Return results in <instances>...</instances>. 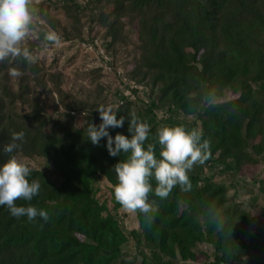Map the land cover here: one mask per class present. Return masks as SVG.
<instances>
[{"label": "trees", "instance_id": "obj_1", "mask_svg": "<svg viewBox=\"0 0 264 264\" xmlns=\"http://www.w3.org/2000/svg\"><path fill=\"white\" fill-rule=\"evenodd\" d=\"M63 1L64 14L78 26L79 5ZM93 1L113 7L98 19L91 11L86 29L110 59L111 73L100 67L90 72L102 79L97 98L77 100L63 90L60 74L42 69L35 48L53 45L44 46L45 28L35 41L19 46L30 51L34 62L19 54L0 59V164L12 155L44 161L45 171L30 167L28 177L39 182L38 195L15 203L48 215L47 221L39 216L28 221L0 206V264H194L205 241L214 249L209 264H237L243 256L251 264H264V225H255L264 211L255 208L253 215L230 203L225 187L212 178L219 168L234 175L245 165H264V0ZM33 8L46 18L43 6ZM126 17L138 25L139 56L129 74L115 56L117 46L128 41L120 23ZM96 26L104 31L94 35ZM70 34L67 40L78 36ZM10 69L19 75L11 76ZM122 81L133 86L128 96L119 88ZM101 106L111 107L117 119L124 117L122 127L107 129L113 138L129 137L130 117L148 124L144 147L152 144L157 157L156 130L162 126L198 130L209 145L204 162L187 172L190 190L173 187L166 199L149 192L147 202L155 211H135L138 229L128 236L95 195L101 177L113 188L112 168L129 155L110 156L107 138L98 145L88 140V126L101 122L96 111ZM162 106L170 121L158 120ZM179 113H190L193 120L179 123ZM21 131L19 147L4 152L12 132ZM149 183L154 189L157 182L149 178ZM258 192L264 197V177ZM130 241L133 257L124 251Z\"/></svg>", "mask_w": 264, "mask_h": 264}, {"label": "clouds", "instance_id": "obj_2", "mask_svg": "<svg viewBox=\"0 0 264 264\" xmlns=\"http://www.w3.org/2000/svg\"><path fill=\"white\" fill-rule=\"evenodd\" d=\"M34 18L33 0H0V59L9 55H22L28 62L34 57L27 48L21 49L20 43L32 31ZM44 46L58 45L60 37L54 31L43 35ZM11 76H18L14 69ZM99 114V125L90 124L87 128L88 140L98 145L102 138H107L105 145L112 157L120 153L129 154L127 159L113 166L117 183L113 186V196L123 209L129 212L139 210L147 214L155 209L147 202L148 193L166 199L173 187L189 191L191 184L187 172L196 163H203L207 158L208 141L202 140L198 130H186L183 126H162L156 130V141L159 145V157L154 153V146L149 144L145 150L144 142L148 137L149 126L134 116L129 118V137L116 134L113 138L107 129L120 128L124 117L117 119V113L111 107L101 106L96 109ZM24 132H12L11 140L4 147V152L13 153L19 147L16 141H22ZM31 169L15 155L0 164V206L6 207L13 217H27L28 221L39 216L48 220L47 213L31 204L18 206L15 201L22 199L29 202L38 195L40 184L37 180H28ZM153 178L157 183L153 189L149 183Z\"/></svg>", "mask_w": 264, "mask_h": 264}, {"label": "rangeland", "instance_id": "obj_3", "mask_svg": "<svg viewBox=\"0 0 264 264\" xmlns=\"http://www.w3.org/2000/svg\"><path fill=\"white\" fill-rule=\"evenodd\" d=\"M76 2L80 7V15L74 16L80 19L78 26L74 25L72 18L64 14L63 8L66 4L63 0H33L35 6L44 7L41 11L42 15L46 18L42 19L39 15V9H34V18L31 25L32 31L19 46L35 41L43 28L47 31L56 32L61 42L58 45L53 44L45 49L35 48L37 60L41 63V67L46 73H57L62 76V88L65 92L70 93L79 101H86L87 99L98 97V85L102 84V79L100 80V78L98 79V77L90 75V72L98 69L100 64L95 53L84 51L80 47L81 45L76 44V42L79 41L78 36H81L82 32H86L85 29H90L88 19L91 11L94 14V18L98 19L101 13L110 12L113 7L110 5H98L93 0H76ZM120 23L123 25L122 32L128 37V41L117 46L115 55L116 64L129 74L134 69L135 62L139 56L135 48L138 25L134 19L128 17L121 18ZM74 29L78 30L74 31ZM101 31H104V29L96 26L92 33L97 35ZM72 32L77 33L78 36H74V40H67L65 36H73L70 34ZM107 81V79L103 80L104 83ZM107 102L112 103L113 99L109 98ZM156 115L158 120H171L165 106L156 111ZM177 120L179 123H190L193 120V115L190 113L186 115L179 113ZM77 121L78 119L74 123L77 124ZM215 157L217 156L215 155ZM17 159L31 168L45 171V163L41 159L28 160L21 156H18ZM199 164H194L189 171H196ZM204 172L206 174L209 173L207 170H204ZM220 172H223L221 168L215 170L212 178L214 182L225 187V197L230 203L239 204L244 211H249L253 215L257 213L255 208H261L264 211V197L258 192V181L264 177V165L262 163L259 165H245L234 175L226 172L219 174ZM95 195L101 204H105L107 209L113 215H116L120 228L127 236L131 231L138 229V222L134 212L126 211L115 201L113 188L103 177L96 181ZM252 204L255 205L254 208H250ZM255 225L257 227L263 226L264 219L259 218ZM197 250L198 260L194 264H209L213 261L214 249L209 241L199 244ZM124 251L128 257H133L135 249L131 241ZM237 264H251V261L249 257L243 256Z\"/></svg>", "mask_w": 264, "mask_h": 264}, {"label": "built area", "instance_id": "obj_4", "mask_svg": "<svg viewBox=\"0 0 264 264\" xmlns=\"http://www.w3.org/2000/svg\"><path fill=\"white\" fill-rule=\"evenodd\" d=\"M84 33L85 34L83 36V39L77 41L76 44L81 45L80 47L86 52L95 53L96 58L98 59L99 64H100L99 67L103 69L105 72L111 73V68L109 66L110 59L105 54V50H104L105 48L102 47L101 42L97 39H94L92 41L89 40V38L86 35L87 32L84 31ZM120 73L121 72L118 71V75H120ZM118 85H119L120 90L123 91L126 96H128L133 90V86L127 87L128 84L125 83V81L118 82Z\"/></svg>", "mask_w": 264, "mask_h": 264}]
</instances>
